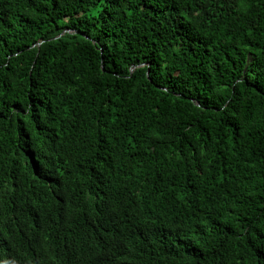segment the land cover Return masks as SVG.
Returning <instances> with one entry per match:
<instances>
[{
  "label": "trees",
  "instance_id": "trees-1",
  "mask_svg": "<svg viewBox=\"0 0 264 264\" xmlns=\"http://www.w3.org/2000/svg\"><path fill=\"white\" fill-rule=\"evenodd\" d=\"M0 264H264V0H0Z\"/></svg>",
  "mask_w": 264,
  "mask_h": 264
}]
</instances>
